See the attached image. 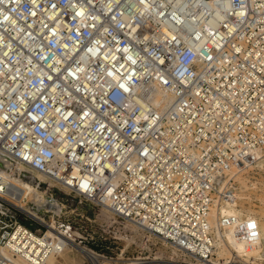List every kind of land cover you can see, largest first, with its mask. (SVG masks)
<instances>
[{"label":"built area","instance_id":"1","mask_svg":"<svg viewBox=\"0 0 264 264\" xmlns=\"http://www.w3.org/2000/svg\"><path fill=\"white\" fill-rule=\"evenodd\" d=\"M259 150L264 0H0V264H256Z\"/></svg>","mask_w":264,"mask_h":264},{"label":"bare ground","instance_id":"2","mask_svg":"<svg viewBox=\"0 0 264 264\" xmlns=\"http://www.w3.org/2000/svg\"><path fill=\"white\" fill-rule=\"evenodd\" d=\"M147 92H148L149 95H151V98H152L153 102L159 108H164L165 106H167V104L170 101V97L169 96L164 95L161 91H158L156 89L153 90L152 88H149ZM262 150H259L258 152H256L257 157L263 156L264 151H262ZM14 171H18L19 173H21L24 170L22 169V167H20L18 165H16L13 168L11 167L10 164H6L4 167H0V175L3 177V180H2L3 183L8 184V185H12V186H16L20 190L25 191L26 193L31 194V198L32 199L38 200V201H42L43 200L42 194L41 193H38L39 191L34 190L33 187H31V184L29 182H26L23 179H21L19 177V175H16L15 174ZM240 210L243 211L245 209L244 208L243 209L242 208L241 209L240 208H237L233 204L232 206H230V208L225 213H227V214L228 213H237V211L239 212ZM260 227H261L262 232H263V226H261V222H260ZM227 237L229 239V244H230L231 248H233L236 251H240L241 248H242L241 242L239 240L233 238L231 235H228ZM75 248L78 250V252H80V254L85 259V261L86 260H89L91 262H94V264H104L103 263L104 260H100L97 263V261L95 259V256H93L92 254H90V252H87L86 250L81 249V248H77V247H75ZM1 253L4 254V255H6V256H10V253L7 250H5V249H2L1 250ZM253 253H255V254H253ZM248 254L250 256L251 255H254V256H256V255L264 256V236H263L260 244L255 249H253L251 252L247 253V255ZM13 260L17 264H28V261H26L25 258L17 257V258H13ZM138 260H139V258H138ZM133 263L134 264H139L140 261H135ZM43 264H62V263L58 262L57 257L50 256L48 258V260L45 263H43Z\"/></svg>","mask_w":264,"mask_h":264},{"label":"rangeland","instance_id":"3","mask_svg":"<svg viewBox=\"0 0 264 264\" xmlns=\"http://www.w3.org/2000/svg\"><path fill=\"white\" fill-rule=\"evenodd\" d=\"M5 163H1L3 165ZM4 167V166H3ZM5 169V168H4ZM244 188L242 189V195H244V199H241L238 204L237 208H244L243 212L255 215L256 217H259L261 226H263V236H264V191H259V189H254L250 187V184L247 183L246 185H243ZM40 193V192H38ZM228 210V209H227ZM129 247L128 252L126 253V256L129 257L130 261H141V259L146 258L148 256V253L146 251H138V249L134 248V244H131V239L129 241ZM136 243V241H135ZM158 250L160 252H164L165 248L161 247L160 245H157ZM76 250H66L65 253H61L59 257H57L58 262L62 264H86L87 262L82 257L80 252ZM257 252V251H256ZM255 252V253H256ZM253 253V254H255ZM70 254V255H69ZM108 255H112L113 257H116L115 253L108 252ZM261 260H257L255 262L256 264H264V256H261ZM259 259V258H257Z\"/></svg>","mask_w":264,"mask_h":264}]
</instances>
